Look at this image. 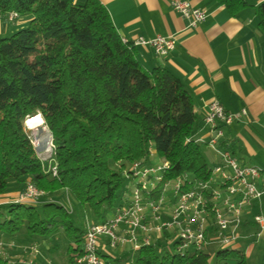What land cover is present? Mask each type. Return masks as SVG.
I'll return each mask as SVG.
<instances>
[{
    "label": "trees",
    "instance_id": "obj_1",
    "mask_svg": "<svg viewBox=\"0 0 264 264\" xmlns=\"http://www.w3.org/2000/svg\"><path fill=\"white\" fill-rule=\"evenodd\" d=\"M215 1L232 15L245 5ZM258 10L264 27V3ZM10 12L28 21L0 35V199L9 181L23 190L31 182L45 196L0 204L1 236L24 232L41 241L63 232L80 249L85 223L53 195L94 222L107 220L125 198L124 172L135 161L167 162V178L207 177L201 144L185 141L195 112L182 80L161 66L145 69L100 0H0V21ZM36 114L51 134L55 175L26 137L24 121ZM153 241L136 250L134 264H209L205 251L169 252ZM213 264H247L246 253L217 249Z\"/></svg>",
    "mask_w": 264,
    "mask_h": 264
},
{
    "label": "crops",
    "instance_id": "obj_2",
    "mask_svg": "<svg viewBox=\"0 0 264 264\" xmlns=\"http://www.w3.org/2000/svg\"><path fill=\"white\" fill-rule=\"evenodd\" d=\"M76 1L82 3L85 0ZM100 1L122 40L133 41L138 36L145 39L156 35L174 37L175 46L165 57H156L150 46H136V57L145 69L161 66L182 80L194 105L195 124L191 136L204 139L212 136L210 128L203 123V115L214 99L230 113L245 110L238 120L221 125L219 142L238 163L264 168V27L260 24L258 10L264 0H244L245 5L234 15L215 0H187L206 11L205 19L195 27H190L172 9L171 0ZM27 21L28 18H19L10 27L0 21V35L24 27ZM211 153L217 164L216 155ZM254 185L263 190L264 175L257 177ZM23 187L13 184L0 199V204L14 201ZM257 213H264V191L243 207V237L251 238L256 233L253 216ZM0 241L13 243L12 247L1 249L0 264L51 263L50 256L44 252V249L50 250V245L41 241L42 246L37 247L36 241L24 232L14 237L0 235ZM32 242L38 253L34 261L31 258L33 251L28 252V247L23 246ZM69 245L76 244L70 242ZM253 245L250 240L247 255ZM71 254L67 251L63 263L72 264L68 260ZM107 260L110 264H123L110 252Z\"/></svg>",
    "mask_w": 264,
    "mask_h": 264
},
{
    "label": "built area",
    "instance_id": "obj_3",
    "mask_svg": "<svg viewBox=\"0 0 264 264\" xmlns=\"http://www.w3.org/2000/svg\"><path fill=\"white\" fill-rule=\"evenodd\" d=\"M170 5L190 27H195L206 17L204 9L187 0H171ZM17 19L16 12L7 15L10 22ZM131 42L134 46H150L158 58L165 57L175 46L172 35H156L151 39L138 36ZM243 114L245 110L228 112L214 99L203 115V123L210 128L212 136L208 139L186 138V142L206 145L218 159L205 178L189 175L167 178L168 163L165 161L152 164L132 162L124 174L126 180L135 182L127 186L122 204L114 209L109 219L86 222L81 248L77 250L73 247L76 250L72 253V264H110L107 260L109 248L131 246L133 250H138L143 245L154 243V239L157 241L164 237L174 251L181 254L189 253V247L194 248L193 252L205 251L209 244H218V249L235 248L236 241L243 237V207L264 191L254 185V180L264 175V168L238 163L219 142L221 125L230 124ZM24 128L36 153L42 148L39 133L47 130L51 156L44 160H50L47 168L55 175L53 144L47 127L30 128L24 125ZM43 195L42 190L27 182L12 202L31 203ZM253 222L257 227L256 238L264 235V213L255 214ZM4 246L12 247L13 243L0 241V251Z\"/></svg>",
    "mask_w": 264,
    "mask_h": 264
},
{
    "label": "rangeland",
    "instance_id": "obj_4",
    "mask_svg": "<svg viewBox=\"0 0 264 264\" xmlns=\"http://www.w3.org/2000/svg\"><path fill=\"white\" fill-rule=\"evenodd\" d=\"M17 20H15L13 22H10L8 20L7 21L4 20L3 22L8 23V26L10 27V25H15L17 23ZM12 32L11 31H5V32L1 33V36L2 37H8L12 34ZM43 127H45L44 122H42V125H40L39 128H43ZM46 132H47V130H42V132L39 133V139H41V137ZM41 147L42 148L37 151L38 157H40L43 160L49 158L51 156V150L49 148V145L46 147H43V146H41ZM201 150H202V153L204 155V158L206 160L207 165L209 167H212L215 164L213 154L204 145L201 146ZM44 161H46L49 164L50 160H44ZM133 182H135V181L131 182L129 180H126V181H124V185L126 187L132 186ZM13 184H16V186H20V185L22 186V183L9 181L7 184V189H6L7 192L9 191V189L11 188V186ZM43 196H45V194ZM59 198H60V195L56 194V195H53L52 200L60 201V202H63L64 204H66L67 208H69V210H70V215L73 219L79 221L80 223L82 221H84L85 224L87 221L88 222L92 221L90 216H89V213L84 211L82 209V207L75 206L74 208H72V205L69 203V201L67 199H59ZM43 199L44 198L40 197L38 200L31 202V203H37V202L43 201ZM118 202H121V199H118ZM112 213H110L108 215L107 219H109L111 217ZM255 232L257 233V231H255ZM256 233H254V236H252L251 238L248 236L247 237L244 236L241 239H238L236 241L237 243L234 245L235 248L243 250L245 253H247L246 250H247L248 243L250 242V240L252 241V243L254 245L252 246L250 253L248 255L246 254V263L247 264H262V258L264 255V235L261 234L259 237L256 238V235H255ZM35 241H36V244H38L37 247L42 246L41 241L42 242L44 241L43 244L48 243L50 245V250L44 249V252L50 256L51 263H49V264H65L63 262L66 260L65 258L67 257V247H68V243H69V238H67V236H65V234L63 232H58V234H55L53 237H51L48 240L44 238L40 241L38 238H36ZM159 243H160V248L162 250L166 249L169 252L174 251L173 246L171 245V243H168L167 240L159 239ZM30 244H32V246ZM23 246L28 247V249H27L28 252H30L29 250L33 251L31 258L34 261L36 256L38 255V253L35 251L37 248H36V245H34V242L26 243ZM72 247H76V246L74 245ZM218 248H219L218 244H209L207 246V248L205 249V252L209 253V255H210L209 264H213L214 253ZM193 250H194L193 247H189L188 252L191 253V252H193ZM109 252L112 256H114L115 258H118V260H120L123 264H127V263L128 264H134L135 256H136V250H133L131 248V246H126L124 248H109ZM28 261L29 260H27V262Z\"/></svg>",
    "mask_w": 264,
    "mask_h": 264
},
{
    "label": "bare ground",
    "instance_id": "obj_5",
    "mask_svg": "<svg viewBox=\"0 0 264 264\" xmlns=\"http://www.w3.org/2000/svg\"><path fill=\"white\" fill-rule=\"evenodd\" d=\"M43 119L40 114H36L34 116L27 117L24 121V125L30 128L37 127L42 125ZM41 146L46 147L48 146V136L45 133L41 137Z\"/></svg>",
    "mask_w": 264,
    "mask_h": 264
},
{
    "label": "water",
    "instance_id": "obj_6",
    "mask_svg": "<svg viewBox=\"0 0 264 264\" xmlns=\"http://www.w3.org/2000/svg\"><path fill=\"white\" fill-rule=\"evenodd\" d=\"M50 134V133H49Z\"/></svg>",
    "mask_w": 264,
    "mask_h": 264
}]
</instances>
